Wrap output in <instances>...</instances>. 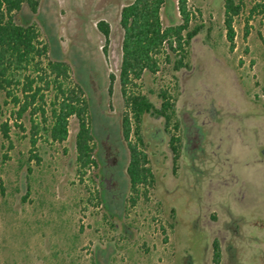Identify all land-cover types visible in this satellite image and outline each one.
<instances>
[{
    "label": "rangeland",
    "instance_id": "1",
    "mask_svg": "<svg viewBox=\"0 0 264 264\" xmlns=\"http://www.w3.org/2000/svg\"><path fill=\"white\" fill-rule=\"evenodd\" d=\"M129 1L37 0L35 14L23 5L15 17L35 24L46 58L68 65L66 87L89 106L94 164L77 170L74 116L55 142L39 112L18 116L0 93V264H264V10H253L264 3L244 1L229 43L223 0H186L188 29L200 26L187 67L173 71L170 54L159 74L135 82L156 110L169 93L168 120L145 113L136 128L119 85V14ZM160 19L181 23L178 0H164ZM43 94L47 117L54 91ZM132 151L146 176L135 191ZM107 167L113 192L100 181Z\"/></svg>",
    "mask_w": 264,
    "mask_h": 264
},
{
    "label": "trees",
    "instance_id": "2",
    "mask_svg": "<svg viewBox=\"0 0 264 264\" xmlns=\"http://www.w3.org/2000/svg\"><path fill=\"white\" fill-rule=\"evenodd\" d=\"M245 0H223L224 27L229 43L233 41L232 22L237 17ZM264 3V0H260ZM25 5L30 14L37 10V0H0V93L9 98L19 109L17 115L30 109L32 114L40 113L43 117V129L48 137L55 142H62L66 137L67 119L74 116L78 120V131L75 137L76 164L78 172L94 164L92 139L89 128L88 103L81 100L74 91L66 87L69 67L61 61H51L46 58L48 47L39 40V33L30 18L22 23L15 22V17ZM164 0H130L120 10L119 26L122 30L121 60L119 66L120 92L125 105L131 114L136 128L141 116L145 113L166 116L171 110V96L166 90L160 93L161 109L156 110L146 97L135 87L144 72L159 74L160 67L169 63V56L177 57L173 61L172 70L186 68L183 63L184 54L191 39L200 31V26L188 29L189 11L186 0H178V13L181 17L179 25L163 27L160 11ZM264 10L263 6L257 4ZM97 30L108 41L109 28L104 21L97 22ZM106 53V48H103ZM45 57L46 61H43ZM164 63V64H163ZM113 77L111 76L110 79ZM53 90V99L49 103V115L46 117L43 92ZM21 94V98L17 92ZM39 98L42 104L36 103ZM124 134L128 130L127 118L122 121ZM2 135L8 139L9 127L1 124ZM34 143V142H32ZM127 176L131 191L141 185L146 176L139 168L138 156L131 153L127 167ZM214 253V262H217Z\"/></svg>",
    "mask_w": 264,
    "mask_h": 264
},
{
    "label": "flooded vegetation",
    "instance_id": "3",
    "mask_svg": "<svg viewBox=\"0 0 264 264\" xmlns=\"http://www.w3.org/2000/svg\"><path fill=\"white\" fill-rule=\"evenodd\" d=\"M96 85L97 84L95 82H93L94 88H96ZM94 91L96 94H98V92H99L97 89H94ZM108 138H109V135L107 134L105 140L102 142L104 156H105V158H107V164L111 159L113 160V162L116 159L114 154H113V151L111 150V146L108 144ZM108 167H111V165L108 164ZM108 167H107V171L104 172L100 181L105 184L108 191L113 192L117 189L116 181L114 180L113 174L111 172H109L110 168H108Z\"/></svg>",
    "mask_w": 264,
    "mask_h": 264
},
{
    "label": "water",
    "instance_id": "4",
    "mask_svg": "<svg viewBox=\"0 0 264 264\" xmlns=\"http://www.w3.org/2000/svg\"><path fill=\"white\" fill-rule=\"evenodd\" d=\"M109 165L113 166L114 165V162L113 160L111 159L109 162H108Z\"/></svg>",
    "mask_w": 264,
    "mask_h": 264
}]
</instances>
